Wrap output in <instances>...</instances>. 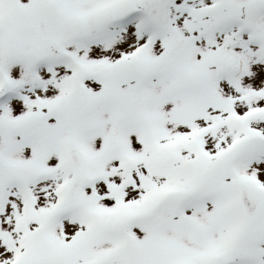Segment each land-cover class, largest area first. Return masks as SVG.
<instances>
[{
	"label": "snow or ice",
	"instance_id": "1",
	"mask_svg": "<svg viewBox=\"0 0 264 264\" xmlns=\"http://www.w3.org/2000/svg\"><path fill=\"white\" fill-rule=\"evenodd\" d=\"M0 264H264V0H0Z\"/></svg>",
	"mask_w": 264,
	"mask_h": 264
}]
</instances>
